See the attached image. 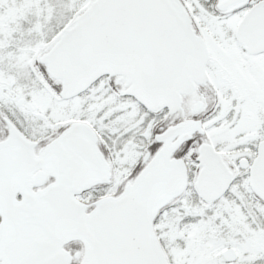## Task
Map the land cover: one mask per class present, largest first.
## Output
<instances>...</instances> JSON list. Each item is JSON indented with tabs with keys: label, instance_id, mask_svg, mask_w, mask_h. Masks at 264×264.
I'll list each match as a JSON object with an SVG mask.
<instances>
[{
	"label": "snow or ice",
	"instance_id": "snow-or-ice-1",
	"mask_svg": "<svg viewBox=\"0 0 264 264\" xmlns=\"http://www.w3.org/2000/svg\"><path fill=\"white\" fill-rule=\"evenodd\" d=\"M0 264H264V0H0Z\"/></svg>",
	"mask_w": 264,
	"mask_h": 264
}]
</instances>
